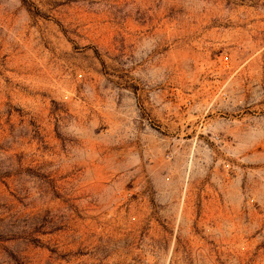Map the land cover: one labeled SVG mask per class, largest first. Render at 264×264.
<instances>
[{
  "label": "rangeland",
  "instance_id": "1",
  "mask_svg": "<svg viewBox=\"0 0 264 264\" xmlns=\"http://www.w3.org/2000/svg\"><path fill=\"white\" fill-rule=\"evenodd\" d=\"M0 264H264V0H0Z\"/></svg>",
  "mask_w": 264,
  "mask_h": 264
}]
</instances>
